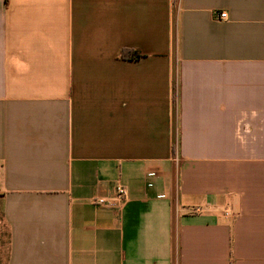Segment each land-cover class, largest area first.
Instances as JSON below:
<instances>
[{
    "label": "crops",
    "instance_id": "0c3cea01",
    "mask_svg": "<svg viewBox=\"0 0 264 264\" xmlns=\"http://www.w3.org/2000/svg\"><path fill=\"white\" fill-rule=\"evenodd\" d=\"M0 251L264 264V0H0Z\"/></svg>",
    "mask_w": 264,
    "mask_h": 264
},
{
    "label": "built area",
    "instance_id": "2783aa9c",
    "mask_svg": "<svg viewBox=\"0 0 264 264\" xmlns=\"http://www.w3.org/2000/svg\"><path fill=\"white\" fill-rule=\"evenodd\" d=\"M225 12H217L215 17L217 19H224ZM128 190L122 184H117L111 195L98 196L94 199V203L99 207L120 209L128 201Z\"/></svg>",
    "mask_w": 264,
    "mask_h": 264
},
{
    "label": "trees",
    "instance_id": "16d2710c",
    "mask_svg": "<svg viewBox=\"0 0 264 264\" xmlns=\"http://www.w3.org/2000/svg\"><path fill=\"white\" fill-rule=\"evenodd\" d=\"M139 55L140 54L137 51H132L131 57L136 58V57H139Z\"/></svg>",
    "mask_w": 264,
    "mask_h": 264
},
{
    "label": "rangeland",
    "instance_id": "374dc122",
    "mask_svg": "<svg viewBox=\"0 0 264 264\" xmlns=\"http://www.w3.org/2000/svg\"><path fill=\"white\" fill-rule=\"evenodd\" d=\"M4 252L3 251H0V254L2 255ZM2 260L0 259V264H1Z\"/></svg>",
    "mask_w": 264,
    "mask_h": 264
}]
</instances>
